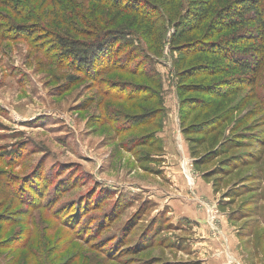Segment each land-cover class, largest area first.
Returning <instances> with one entry per match:
<instances>
[{"label":"rangeland","instance_id":"1","mask_svg":"<svg viewBox=\"0 0 264 264\" xmlns=\"http://www.w3.org/2000/svg\"><path fill=\"white\" fill-rule=\"evenodd\" d=\"M145 3L149 36L117 21L133 53L112 69L127 71L95 77L76 70L69 51L76 25L107 8L0 0V264H264V26L248 28L259 35L256 81L227 100L232 118L199 150L214 152L197 171L181 131H165L164 152L161 134L140 147L153 130L133 121L151 119L153 105L132 67L155 60L162 83H172L167 96L178 82L176 17ZM222 144L226 156L217 155Z\"/></svg>","mask_w":264,"mask_h":264},{"label":"trees","instance_id":"2","mask_svg":"<svg viewBox=\"0 0 264 264\" xmlns=\"http://www.w3.org/2000/svg\"><path fill=\"white\" fill-rule=\"evenodd\" d=\"M85 1L97 7L107 8L109 12L103 10V19L93 22L85 18L79 22L80 25H76L79 26L76 34L80 37L72 39V51H69L72 64L76 66V70L92 71L95 77L107 75L111 71H127L125 67L112 69L116 61L133 53V46L129 41L131 37L125 34L117 21L130 20L131 27H136L138 33L149 36L154 22L146 9V0ZM155 1L170 6L168 9L172 17H176L170 46L178 55L174 67L178 78L180 130L189 145L193 168L200 171L202 166L210 162L214 151H210L208 147L207 154L201 156L199 150L208 144V137L214 134L222 123L232 118L230 109L225 108L227 100L233 92L239 93L241 87L252 86L256 81L259 64L255 57L260 52L256 49V41L259 35L254 36L248 32V28L252 23L264 26V0H188L187 7H172L171 0ZM163 12L165 11L158 13ZM112 13L114 18L108 19ZM31 22L33 20L28 21ZM61 23V26H68L64 22ZM14 30L13 34L16 35L17 28ZM18 36H26V31L18 32ZM82 36L87 39H80ZM156 64L155 60H149L142 70L138 64L134 65L130 74L147 81L145 88L148 90L144 89L148 94L146 93L143 102L153 105V110L148 115L151 119L146 117L144 120V117H141L132 120L133 123L143 120L140 124L145 123L142 126L153 130L146 135L147 139L139 141L143 144L140 147L149 146V140L161 134L166 118L163 83ZM236 88L237 91H234ZM136 97H139V92L128 95V98ZM190 115L194 117L191 123L187 124ZM215 136L218 137L217 134ZM231 142L234 146L240 144L237 140ZM159 143L162 144L161 139ZM226 146L229 144H222L217 155L226 156L232 151ZM160 148L164 152L163 145H160ZM225 160L219 167L221 172L231 169L230 164L224 163L227 162ZM204 177L208 178V175L205 174Z\"/></svg>","mask_w":264,"mask_h":264},{"label":"crops","instance_id":"3","mask_svg":"<svg viewBox=\"0 0 264 264\" xmlns=\"http://www.w3.org/2000/svg\"><path fill=\"white\" fill-rule=\"evenodd\" d=\"M171 79H173V75H171ZM167 81H168V83H167ZM169 83H171V81L169 80V77L166 79V81H163V98H164L165 108H166V118L164 121L163 131L161 132L162 145L164 143L163 142V135H164L165 131H168L167 135L170 134L171 132L176 133L178 131H181L180 130V119H179V100H178V96H177V91L172 86L171 89L174 90V93L170 92L167 96L166 86ZM169 95L175 98L174 105L171 104V101L169 100V97H170Z\"/></svg>","mask_w":264,"mask_h":264}]
</instances>
